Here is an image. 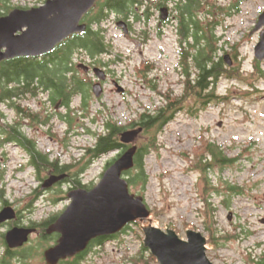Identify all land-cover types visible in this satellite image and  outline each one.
I'll list each match as a JSON object with an SVG mask.
<instances>
[{
    "label": "rangeland",
    "instance_id": "rangeland-1",
    "mask_svg": "<svg viewBox=\"0 0 264 264\" xmlns=\"http://www.w3.org/2000/svg\"><path fill=\"white\" fill-rule=\"evenodd\" d=\"M46 1L7 0L14 9L40 7ZM206 1L218 3L227 12L234 8L231 16L217 15L218 46L223 48L219 56L230 55L232 66L240 69L244 79L221 77L214 93L227 100L218 101L208 96L213 90L204 93L206 97L202 102L188 95L163 129L144 130L135 145L154 144L144 160L148 185L144 190L141 186H130V191L144 198L151 211V221L128 225L78 264H159L149 249L144 250L143 229L150 225L164 232L174 231L182 240H187L189 230L200 232L207 239V255L214 264H256L264 257V77L255 69L260 33H253L264 13V0ZM97 14L95 7L91 17ZM121 19L115 13L110 14L106 28L114 51L100 56L102 62L112 64L113 79L120 81L118 91L112 83L103 86V98L98 100L92 95L88 108L82 107L81 99L76 98L71 114L49 105L47 96L23 103L40 114L39 120L24 123L26 135L36 141L39 150L52 161L76 163L73 170L76 173L91 159L88 152L96 145L97 137L105 132L107 121L129 126L145 112L164 108L165 95L183 98L185 94L187 78L182 74L176 20L163 29V35L158 33L159 18L148 24L134 21L135 31L126 36L117 28ZM152 27L154 32H151ZM144 28L150 34L149 40L140 38ZM92 61L84 53L76 56L77 65ZM145 63L153 65V71L146 78L142 72ZM259 63L264 72V62ZM120 89L126 90L129 96L123 97ZM2 110L7 115L6 120L1 116ZM66 116L72 122H65ZM16 118L5 107H0V125L14 124ZM4 138L0 136V199L21 211L20 224H40L66 211L70 201L65 194L72 185L66 183L42 190L49 173L44 171L43 180L38 179L34 167L29 165L30 156L11 143L1 145ZM206 143L215 144L223 151V158L236 162L220 165L205 150ZM119 156L120 152L113 151L92 160L83 175V183L96 187L107 165ZM231 188H237L241 194H234ZM210 209L217 211V237L224 238L219 239L218 245L210 242L206 229ZM8 228H0V264L5 250L3 236ZM40 243V236L31 238L27 248L33 247L37 252L26 260L27 264H46L45 250H39ZM54 244L48 243L50 248Z\"/></svg>",
    "mask_w": 264,
    "mask_h": 264
},
{
    "label": "trees",
    "instance_id": "trees-1",
    "mask_svg": "<svg viewBox=\"0 0 264 264\" xmlns=\"http://www.w3.org/2000/svg\"><path fill=\"white\" fill-rule=\"evenodd\" d=\"M206 0H158L162 4L169 6L176 18L177 33L179 36L181 55L183 58L182 74L187 78L185 86V94L183 98L175 96V94L165 95L166 105L164 108H158L155 112H145L138 120H135L131 125L122 127L117 122L109 120L105 125V132L97 137V143L94 148H91L88 155L91 159L86 165L80 167L76 172H73V178L68 179L65 183L71 184L73 189L83 188L91 190L94 186L85 185L82 181V176L87 172V169L92 164V160L107 155L113 151H126L123 150L124 146L120 143V135L123 131L128 129H135L143 127L147 132L155 127L158 131L163 129L172 119L174 113L179 110V105L185 102L187 96L197 98L198 102L204 100V93L208 96L216 97L219 100H227L226 97H220L215 92L217 83L221 77H229V79L243 80V75L239 68L226 67L224 57H220L219 53L223 50L220 48L217 37L216 29L219 22L216 20L217 15L233 14L234 8L226 9L218 6V3L210 4ZM150 0H100V18L98 14L91 17L94 9L87 14L85 22L88 23V29L82 34L72 36L58 46L49 57L45 56L41 59H16L8 61V75L7 80L0 81V89L4 90V94L9 97V102L14 101V97L19 94L29 100L43 95L45 90L50 91L53 103L57 104L61 99H66L65 104L67 107L70 105V99L74 100L78 95L84 96L83 107L88 108V102L91 99L90 84L87 85L83 79L77 75L76 56L80 53L88 55L92 60L100 54V56L110 54L114 51L112 42L108 39V28L106 23L109 21L110 14L115 13L122 19L130 20L132 22L145 21L147 24L150 21V16L146 13V6L150 5ZM165 2V3H163ZM154 4V3H152ZM207 5V10L205 6ZM97 7V6H96ZM139 7L138 9H136ZM22 9V7H18ZM150 8V7H149ZM236 8V6H235ZM27 9V8H23ZM14 10L11 3L7 0H0V16L8 14ZM238 12V10H237ZM236 13V12H234ZM100 31V32H99ZM131 33L134 32V25L131 24ZM100 33V37L98 35ZM140 38L149 40V34L144 28L141 31ZM237 59V58H236ZM85 62L84 60H82ZM100 63H104L100 60ZM90 65L94 64L89 63ZM111 66L110 63H107ZM106 64V65H107ZM255 69L262 74L261 64L256 62ZM153 71V65L145 63L142 72L146 78L150 72ZM72 73L71 76L69 74ZM195 73V78L192 80V75ZM151 87V83H150ZM153 89H156L152 85ZM69 91L70 98L67 96ZM26 117H32L33 120H39V116H34L31 113L24 111ZM69 122H72L71 119ZM12 138L17 141L22 149L30 156V164L37 170L38 175L47 170H55L56 173H63L73 171L77 167L75 163L65 166H60L59 160L52 161L48 154L39 150L38 143L30 139L25 132H22L19 127H10ZM3 133L0 132V135ZM205 150L209 152L220 165H229L236 162L235 159L227 160L223 158V151L215 144L206 143ZM154 149V144H148L139 147L135 157V167L132 171L128 172V182L131 187L141 186L144 190L148 185V176L145 169L144 160L150 151ZM113 162L109 163V167ZM234 194L240 195L241 193L237 188H231ZM214 209L207 211V232L209 233V240L214 245H218V238L216 228ZM57 217L50 218L47 221L38 224L43 230L44 234L41 237L39 250H45L49 245V239L45 235V230L51 225ZM33 226V224L31 225ZM30 226V227H31ZM126 230V229H125ZM106 241L100 239V245ZM146 250V248H144ZM37 251L33 247H28L21 251V253L12 256L9 254L7 257L8 262L5 264H12L18 262L19 264H27L26 260L35 256ZM13 261V262H12ZM1 259V264H4ZM256 264H264V257L255 262ZM60 264H72L63 261ZM74 264H78L74 263ZM142 264H148L146 262Z\"/></svg>",
    "mask_w": 264,
    "mask_h": 264
},
{
    "label": "water",
    "instance_id": "water-1",
    "mask_svg": "<svg viewBox=\"0 0 264 264\" xmlns=\"http://www.w3.org/2000/svg\"><path fill=\"white\" fill-rule=\"evenodd\" d=\"M99 0H47L38 8L15 9L0 18V65L15 59H41L52 53L67 39L87 31L84 18ZM161 18H169V9L163 8ZM117 28L124 34L130 29L125 21H119ZM253 33H260V43L255 49L258 62H264V13L260 16ZM231 68L230 55L224 57ZM79 69L88 71L86 64ZM94 85L96 97L104 94L103 83L106 72L96 67ZM124 89H120L122 92ZM144 132L143 127L125 130L120 135V143L130 146L104 172L101 182L88 191L83 188L72 189L68 194L71 205L47 230V234H59L58 243L44 253L46 264H60L87 250L91 241L113 237L134 222L151 221V211L144 198L130 191L126 174L135 167V157L139 147L135 145ZM66 175L52 176L43 184L47 190ZM16 218L15 211L6 208L0 213V226ZM232 217H229L231 220ZM36 229L14 227L6 234L10 249L22 248L30 242ZM144 247L149 249L159 264H214L207 255V239L200 232L188 231L187 240H182L174 231L163 230L150 225L143 229Z\"/></svg>",
    "mask_w": 264,
    "mask_h": 264
},
{
    "label": "flooded vegetation",
    "instance_id": "flooded-vegetation-1",
    "mask_svg": "<svg viewBox=\"0 0 264 264\" xmlns=\"http://www.w3.org/2000/svg\"><path fill=\"white\" fill-rule=\"evenodd\" d=\"M238 2H241V1H238ZM150 5H147L146 6V13H148L149 14V16H150V21L148 22V23H153L155 20H156V18H159L158 20H157V24H158V33H160L161 35H163L162 33H164L165 31L163 30L165 27L167 28L169 25H172V23H173V19H175L176 20V18H175V16H174V14H173V11H172V9L168 6V9H169V18L166 20V21H163L162 20V18H161V11H162V9L164 8V7H167V5H165V4H162L161 2H158V1H152V0H150V2H148ZM152 3H154V4H152ZM163 3H165V2H163ZM150 7V8H149ZM97 8H98V18H100V0L97 2ZM29 9H31V8H28V9H22V10H29ZM11 12V11H10ZM10 12L8 13V14H4V15H2V16H0V18L1 17H5V16H7V15H9L10 14ZM121 20H123V21H126L127 23H128V25H129V28L131 27V24H132V21H131V19L130 20H125L124 18L123 19H121ZM100 32V31H99ZM151 32H154V28L152 27L151 28ZM130 34H132V33H130ZM129 34V35H130ZM149 34V33H148ZM98 35H99V37H100V33H98ZM150 35V34H149ZM126 36H128V34L126 35ZM179 37V36H178ZM180 40V39H179ZM179 43H180V41H179ZM181 48V47H180ZM47 57H49V55H47ZM22 59H25V58H22ZM30 59V58H29ZM16 60V59H15ZM12 61V60H11ZM93 61H94V64H92V65H90V64H87L89 67H90V69L88 70V71H85V70H81V69H79L78 67H77V75L81 78V79H83V81H85V83L87 84V85H89L90 84V92H91V95L89 96V97H91L92 98V95H93V97H95L96 99H98V100H100V99H102L103 98V96L100 98H98V97H96L95 96V94H94V91H93V88H94V85L95 84H97L99 81H98V79L96 78V76H95V73H94V69L96 68V67H98V68H102L105 72H106V74H107V80L103 83L104 85L103 86H105V85H107V84H110V83H112V85L114 86V87H116L117 88V91H118V84L120 83V81L119 80H117V79H113L114 77H113V75L111 74V69H110V67L111 66H108V64L106 65L105 63H100V54L98 55V56H96L94 59H93ZM7 62L8 61H4L3 63H1V65H0V81H5V80H7V75H8V68H7V66H8V64H7ZM90 63H92V62H90ZM182 63V62H181ZM110 65H112V64H110ZM72 75V73H70L69 74V76H71ZM67 93V96L70 98L71 96H70V94H69V91H67L66 92ZM121 94L123 95V97H128L129 96V93L126 91V90H123L122 92H121ZM40 96H47V101L46 102H48V104L49 105H53L54 107H56V108H60L62 111H65V112H67V113H69V114H71V111H72V104H73V101L70 99V102H69V106L67 107V104H65V101H66V99H61L57 104H55V103H53V101H52V99H51V94H50V91H48V90H45V92L43 93V95H40ZM77 98H80L81 99V102H82V107H83V102H84V96L82 95V94H80V95H78V97ZM14 101H11V102H9V97L7 96V95H5L4 94V90L3 89H0V107H5L6 109H7V111L9 112V113H12V114H14L15 116H17V118L15 119V121H14V124L13 123H7V122H5V124L2 126V125H0V132H2L3 134L2 135H0L1 137H5L4 138V140L1 142V145H6V144H8V143H11L12 145H15L16 147H18V148H20L21 150H23L21 147V145L19 144V143H17V141H15L13 138H12V136H11V133L9 132L10 131V127H19V128H21V130H22V132H24V130H23V128H24V123L25 122H30V121H34L33 120V118L32 117H26V115H25V110L28 112V113H31V114H33L34 116H40V114L39 113H35L31 108H30V106H25V105H23V103H28L29 101H32V100H29L28 98L26 99L24 96H23V94L21 95V94H19V95H16L15 97H14ZM34 99H36V98H34ZM42 103V102H41ZM46 105V104H45ZM44 111H47V110H44ZM67 115V114H66ZM1 116H2V118L4 119V120H6L7 119V115L4 113V110H2L1 111ZM48 118H51V116H48ZM64 120H65V122H69L70 121V119H68L67 118V116H66V118H64ZM36 121V120H35ZM50 122V121H49ZM129 148V146H124V148H123V150H126V149H128ZM24 151V150H23ZM118 152H120V154H122L123 153V151H118ZM30 163V162H29ZM59 163H60V166L62 167V166H65V165H68V164H61V162L59 161ZM30 166H32L31 164H29ZM33 167V166H32ZM35 169V168H34ZM36 171V173H37V170H35ZM47 172L49 173V178L50 177H52V176H62V175H66V179H64V180H62V181H60L59 183H57L56 185H62V184H66L65 182L68 180V179H70V178H73V172L74 171H72L71 169L69 170V171H66V172H63V173H56V171L55 170H47ZM37 176H38V179H40V180H43V178L41 177V175H42V173H41V175L39 176L38 175V173L36 174ZM82 178H83V176H82ZM56 185H54L53 187H55ZM52 188V187H51ZM93 188H95V187H93ZM92 188V189H93ZM50 189V188H49ZM73 188H71V190H72ZM91 189V190H92ZM42 190H44L43 189V187H42ZM48 190V189H47ZM71 190H69V192H67L65 195H66V198L68 199V194L71 192ZM91 190H88V191H91ZM1 193H3L2 191H1ZM69 201H70V205H71V203H72V201L70 200V199H68ZM0 203H1V209H0V213L4 210V209H6V208H11V209H13L14 211H15V214H16V218L15 219H13V220H9V221H7V222H5L4 224H2L1 226H0V228L1 227H3V226H9V230H8V232L11 230V229H13L14 227H20V228H29V229H36L37 231H36V233H34L33 235H32V237L34 236V235H36V236H40V238L42 237V235L44 234V232H43V230H41V228L38 226V224L37 223H32L33 224V226H31V225H29V226H22L21 224H20V222H21V218H22V216H21V211H19V209H17V208H15L14 207V205H12L10 202H8L7 200H4V199H0ZM62 213H64V212H62ZM62 213L60 214V215H56V216H53V217H51V218H54V217H57L56 218V220L62 215ZM49 220V219H48ZM56 220L53 222V223H55L56 222ZM47 221V220H46ZM44 222V221H43ZM52 223V224H53ZM41 224V223H40ZM51 224V225H52ZM51 225H49V227L51 226ZM31 226V227H30ZM49 227H47L46 228V230H45V235L48 237V238H50L49 239V242L50 241H52V242H54L55 244H54V246L58 243V240H59V238H60V235L59 234H56V233H54V234H51V235H49V234H47V230H48V228ZM7 232V233H8ZM31 237V238H32ZM116 236H113V237H109V238H105L104 240L105 241H108V240H112L113 238H115ZM3 238H4V246H5V250H4V254H3V259H2V262L4 263L5 261H7L8 262V255L9 254H11L12 256H15V255H17V254H19V253H21V251H23L24 249H26L27 248V246H28V244H30V242H31V238H30V242L27 244V245H25L24 247H22V248H18V249H10L9 247H8V245H7V241H6V234H5V236H3ZM54 246H52V247H54ZM96 247H100V238H98V239H95V240H93V241H91V243L89 244V246H88V248H87V250L86 251H84L83 253H81V254H79V255H77V256H75V257H73V258H70V259H67L66 260V262H70V263H72V264H74V263H79V262H82L84 259H86L90 254H92V253H94V251H95V249H98V248H96ZM50 248V246H48L46 249H45V251L46 250H48ZM45 251H44V253H45ZM9 253V254H8ZM44 253H43V256H44ZM5 264V263H4Z\"/></svg>",
    "mask_w": 264,
    "mask_h": 264
}]
</instances>
